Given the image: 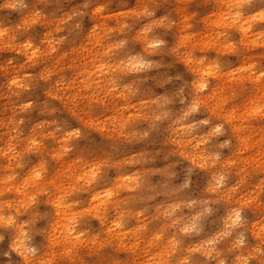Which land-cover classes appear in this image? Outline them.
Returning a JSON list of instances; mask_svg holds the SVG:
<instances>
[{
	"label": "clouds",
	"instance_id": "obj_1",
	"mask_svg": "<svg viewBox=\"0 0 264 264\" xmlns=\"http://www.w3.org/2000/svg\"><path fill=\"white\" fill-rule=\"evenodd\" d=\"M0 264H264V0H0Z\"/></svg>",
	"mask_w": 264,
	"mask_h": 264
}]
</instances>
